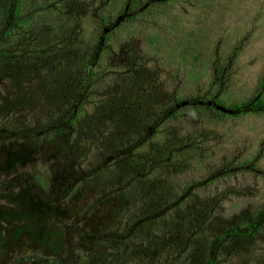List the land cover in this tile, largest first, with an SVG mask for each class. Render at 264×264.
I'll return each instance as SVG.
<instances>
[{"label":"trees","instance_id":"trees-1","mask_svg":"<svg viewBox=\"0 0 264 264\" xmlns=\"http://www.w3.org/2000/svg\"><path fill=\"white\" fill-rule=\"evenodd\" d=\"M36 1L37 4L33 0H0V88L15 91L6 98L0 95V167L16 164L19 168V178L0 183V193L7 192L12 198L39 196L36 200L41 205L62 209L66 215V247L60 256L32 254L6 264L228 263L241 243L252 242L264 227V206L253 215L234 217L227 225L212 220L203 206L190 209L187 215H182V211L175 218L166 217L174 209L186 210V197H192L194 188L201 183H186V187L173 193L166 189L167 180L159 179L162 174L176 175L181 170L186 147L177 143L173 133L162 131L160 123L182 103H202L214 112L227 115L236 111L239 116H248L259 113L264 101L255 97L228 106L217 99V94L205 93L202 98L191 96L186 100L174 93L168 95L171 98L165 105L158 107L155 101H149L153 71L141 64L139 51L132 47L126 49L131 66L127 73L133 77L135 90H125L117 100L118 92L103 85L100 94L107 96V100H97L94 89L103 84L104 78L95 71L96 54L99 50L101 57L112 53L109 33L116 28L115 22L110 15L99 14L95 21L99 38L96 36L90 42L85 56L79 55V27L71 22L67 25L61 17L63 10L64 16L71 17L74 6L80 8L83 1ZM125 1L124 9L117 11L118 17L124 15V23L132 25L141 15L143 5H136L137 0ZM58 19L64 24L62 31L55 23ZM69 75H73L71 80ZM214 75L211 90L222 93L225 83L221 72L215 69ZM35 92L55 101L53 109L42 119L19 120L17 112L35 103ZM91 104L94 106L88 112L86 106ZM143 110L155 115L150 119L134 118L135 111ZM101 119L115 122L119 134L115 144L77 177L81 187L74 183L70 171L67 182L59 187L48 171L34 169L48 159L61 166L64 162L70 166L79 164L83 141L90 133L96 134L93 125ZM105 171L110 179L103 184L99 178ZM130 186L138 189L131 196L126 193L131 191ZM138 198L144 199L138 216L119 223L120 213ZM201 204L207 205L205 200ZM155 224L164 228V233L153 230L156 236L147 237L152 239L147 243L141 233L150 232ZM194 229V233L188 234ZM197 234L199 238H195ZM112 249L119 253H112Z\"/></svg>","mask_w":264,"mask_h":264},{"label":"rangeland","instance_id":"rangeland-1","mask_svg":"<svg viewBox=\"0 0 264 264\" xmlns=\"http://www.w3.org/2000/svg\"><path fill=\"white\" fill-rule=\"evenodd\" d=\"M81 1L80 8L74 4L71 17L64 16V10L61 17L67 25L71 22L79 27V47H82L79 55L85 56L90 42L96 36L99 38L95 23L99 14L110 15L116 25L109 33L112 53L101 57L99 50L96 54L95 71L104 78L103 84L94 89L97 100H107V96L100 94L103 85L118 92L117 100L125 90H135L133 77L127 73L131 66L126 49L132 47L139 51L141 64L153 71L152 97L149 99L148 95L147 100L155 101L158 107L165 105L171 98L168 95L174 93L186 100L191 96L202 98L205 93L208 96L217 94V99L228 106L255 97L264 101V0H137L136 5L142 3L143 6L141 15L132 25L124 23V15L118 17L117 11L124 9L125 0ZM146 5L152 6L148 9ZM62 20H55L61 31L64 28ZM215 69L224 79L222 93L211 90ZM72 76L69 75L70 80ZM9 89L1 87L0 95L7 97L15 93ZM34 96L32 106L17 112L19 120L42 119L53 109L55 101L51 102L39 92ZM93 106H86L87 111ZM174 109L160 123V128L173 133L177 143L186 145L181 170L176 175L162 174L159 178L156 174L155 177L166 179V189L173 193L186 187V183L201 184L194 188L192 197H186L183 203L186 210L174 209L167 212L166 217L175 218L182 211L184 215L190 213V209L203 206L211 213L212 220L227 225L234 217L250 216L259 211L264 206V106L259 113L248 116H239L236 111L227 115L223 111L214 112L202 103L199 106L182 103ZM152 114L143 110L135 111L133 116L143 120L150 119ZM93 129L96 134L90 133L83 141V157L79 164L70 166L64 162L61 166L48 159L34 169L48 171L59 187L67 182L70 171L74 183L81 187L77 177L115 144L119 134L115 122L107 123L102 119L96 121ZM159 135L164 137L162 133ZM18 171L16 164L0 167V183L19 178ZM62 172H65L64 177ZM108 179L109 172L105 171L99 181L104 184ZM130 188L131 191H126L129 196L138 192L137 187ZM36 198L39 196L26 194L22 198H12L7 192L0 193V264L32 254L62 255L66 247L63 235L66 215L62 209L41 205ZM138 199L120 213L119 223L138 216L144 200ZM204 200L207 205L201 204ZM19 210H22L20 214ZM156 229L164 233V228L155 224L150 232L143 230L140 237L151 242L147 237L156 236L152 233ZM194 232L195 229L188 234ZM195 238H199L198 234ZM111 252L119 253L117 249ZM226 264H264V227L252 242L241 243L239 251Z\"/></svg>","mask_w":264,"mask_h":264}]
</instances>
